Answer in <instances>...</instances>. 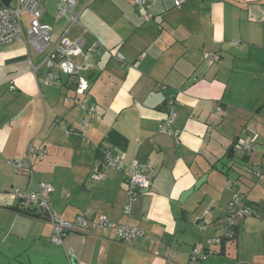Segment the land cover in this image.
Returning <instances> with one entry per match:
<instances>
[{
	"label": "crops",
	"instance_id": "0c3cea01",
	"mask_svg": "<svg viewBox=\"0 0 264 264\" xmlns=\"http://www.w3.org/2000/svg\"><path fill=\"white\" fill-rule=\"evenodd\" d=\"M44 7L56 40L69 17L57 0ZM80 36L85 54L75 59L91 85L77 101L72 77L42 83L43 54L0 44V264H264V0H91L72 29ZM209 51L220 60L206 58ZM84 99L95 111L83 133ZM171 102L177 134L159 130ZM30 146L28 168L9 163ZM109 147L128 164L146 163L152 177L130 213L125 171L90 178ZM41 181L53 186L51 204L66 219L104 215L145 234L130 243L112 230L54 242L40 207L6 196ZM235 192L251 213L235 239L212 243ZM194 246L210 255L192 260Z\"/></svg>",
	"mask_w": 264,
	"mask_h": 264
},
{
	"label": "built area",
	"instance_id": "2783aa9c",
	"mask_svg": "<svg viewBox=\"0 0 264 264\" xmlns=\"http://www.w3.org/2000/svg\"><path fill=\"white\" fill-rule=\"evenodd\" d=\"M46 0H10L5 4L0 0V44H11L15 42L24 43L31 46L37 52L43 54L42 64L47 68V72L42 77V83L52 85L56 82L58 75L64 74L75 80V98L85 97L90 89V80L83 74V67L76 61L77 55H84L85 38L83 36L71 37L72 29L75 24L81 21L83 10L89 5L91 0H82V6L78 8L81 0H57V8L60 16L69 17L68 24L62 29L56 40L52 39L53 26L43 21L46 11L44 3ZM186 0H175L176 5H180ZM137 6H146L149 0H134ZM239 42H235L238 44ZM117 56L123 59L121 52ZM206 58L212 61H219L221 56L216 51L206 53ZM38 68L32 65L34 74L38 75ZM67 97L65 101H70ZM85 112L82 120L83 133L92 122V115L95 109L89 104L87 99L81 102ZM220 109V108H219ZM177 116L174 102L168 106V116L161 122L159 130L164 133H174L172 129ZM241 148L249 153L253 149L251 139L245 140ZM33 147L27 151L24 159L9 160V163L18 170L28 168L31 163ZM46 154L45 149L37 151L39 158ZM147 164L138 162L128 164L125 156L121 152H116L112 148H106L103 153V159L99 167L95 168L90 178L93 181H101L107 178L108 170L116 169L125 171L127 174L129 201L124 206L125 213H130L132 202L139 194L147 192L152 186V177L147 172ZM258 177L260 172H256ZM233 181H228V187L232 189ZM53 186L47 182H39L37 190H26L19 186L6 191L7 197L17 199L22 205L30 207H40L43 211V218L51 224L53 228L52 240L56 243H63L64 237L69 234L81 233L92 235L97 231L112 230L115 239L124 243H130L138 237L145 234L144 229L139 225L115 222L107 216L101 215L96 218L89 217L87 213L78 215L75 219L69 220L63 217L51 204L50 194ZM251 213V209L246 203L245 198L235 192L231 201L229 212L225 217V222L219 229L216 237L212 238V243H217L223 236L233 237L238 232L242 220ZM204 227V226H203ZM191 259L202 260L210 255L209 251L202 250L194 246L191 250Z\"/></svg>",
	"mask_w": 264,
	"mask_h": 264
},
{
	"label": "trees",
	"instance_id": "16d2710c",
	"mask_svg": "<svg viewBox=\"0 0 264 264\" xmlns=\"http://www.w3.org/2000/svg\"><path fill=\"white\" fill-rule=\"evenodd\" d=\"M24 212L25 213H28V214H30L31 212L30 211H28V210H24ZM237 231H236V234L233 236V237H229V236H223V237H221L219 240H218V242L217 243H221V245L222 246H224L225 244H226V242L228 241V240H231V239H235L236 238V236H237Z\"/></svg>",
	"mask_w": 264,
	"mask_h": 264
},
{
	"label": "water",
	"instance_id": "95a60500",
	"mask_svg": "<svg viewBox=\"0 0 264 264\" xmlns=\"http://www.w3.org/2000/svg\"><path fill=\"white\" fill-rule=\"evenodd\" d=\"M5 4H8L10 0H3Z\"/></svg>",
	"mask_w": 264,
	"mask_h": 264
},
{
	"label": "rangeland",
	"instance_id": "374dc122",
	"mask_svg": "<svg viewBox=\"0 0 264 264\" xmlns=\"http://www.w3.org/2000/svg\"><path fill=\"white\" fill-rule=\"evenodd\" d=\"M48 6H49V7H52V3L49 2V3H48ZM238 155H239V152H238Z\"/></svg>",
	"mask_w": 264,
	"mask_h": 264
}]
</instances>
